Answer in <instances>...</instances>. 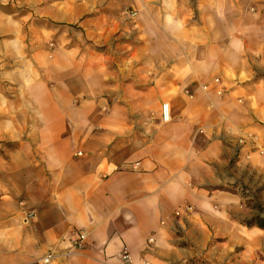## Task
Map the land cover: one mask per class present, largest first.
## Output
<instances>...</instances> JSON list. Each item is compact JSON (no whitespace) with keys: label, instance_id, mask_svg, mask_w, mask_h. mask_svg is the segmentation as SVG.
I'll list each match as a JSON object with an SVG mask.
<instances>
[{"label":"crops","instance_id":"0c3cea01","mask_svg":"<svg viewBox=\"0 0 264 264\" xmlns=\"http://www.w3.org/2000/svg\"><path fill=\"white\" fill-rule=\"evenodd\" d=\"M190 13L196 24L186 25ZM147 17L161 44L135 58L157 71L141 103L101 113L88 99L73 106L83 89L73 86L43 102L51 114L35 141L0 154V264H210L212 242L239 240L247 209L233 185L264 157L239 149L236 123L210 107L233 105L237 90L216 100L199 85L240 76L231 58L262 64L264 0H159ZM96 87L87 95L112 89ZM79 230L83 247L72 248Z\"/></svg>","mask_w":264,"mask_h":264},{"label":"rangeland","instance_id":"374dc122","mask_svg":"<svg viewBox=\"0 0 264 264\" xmlns=\"http://www.w3.org/2000/svg\"><path fill=\"white\" fill-rule=\"evenodd\" d=\"M158 2L0 0V154L7 156L19 143L35 141L51 114L43 102L58 94L68 99L73 86H83L72 98L73 106L88 99L106 113L110 105L133 110L135 102L141 103L137 91L147 87L157 71L135 58L150 57L152 49H159L161 40L146 19ZM196 18L190 13L186 25L196 24ZM257 60L262 64L238 65L231 58L230 67L240 76L232 71L216 75L205 84L201 81L199 88L213 90L216 100L237 90L233 105L221 111L216 101L210 107L223 122L236 123L239 149L264 157V57ZM108 83L110 92L87 95L88 88L97 92V85ZM140 114L133 111L129 118L136 120ZM142 115L146 122L154 119L151 112ZM233 189L247 209L240 221L244 228L234 244L211 243L209 247L222 250L216 249L210 264H264V228L258 226L264 222V167L244 169Z\"/></svg>","mask_w":264,"mask_h":264},{"label":"built area","instance_id":"2783aa9c","mask_svg":"<svg viewBox=\"0 0 264 264\" xmlns=\"http://www.w3.org/2000/svg\"><path fill=\"white\" fill-rule=\"evenodd\" d=\"M161 117L164 122H167L170 120V108L167 103H163L161 105ZM35 217V214L33 212L27 213L28 219H33ZM86 235L83 231H75L72 236L69 238V241L71 243L72 248L80 249L83 247L84 241H85ZM152 239H149L148 242H151ZM127 256H124L126 258ZM53 258V253H49L45 255L42 258L43 263H48Z\"/></svg>","mask_w":264,"mask_h":264},{"label":"trees","instance_id":"16d2710c","mask_svg":"<svg viewBox=\"0 0 264 264\" xmlns=\"http://www.w3.org/2000/svg\"><path fill=\"white\" fill-rule=\"evenodd\" d=\"M71 27H75V25H69ZM256 221V220H255ZM258 223V222H257ZM248 224V223H247ZM258 226L261 227V228H264V222H260L258 223Z\"/></svg>","mask_w":264,"mask_h":264}]
</instances>
